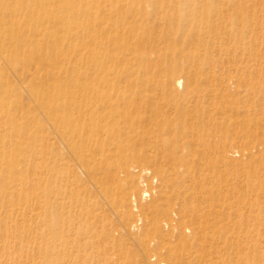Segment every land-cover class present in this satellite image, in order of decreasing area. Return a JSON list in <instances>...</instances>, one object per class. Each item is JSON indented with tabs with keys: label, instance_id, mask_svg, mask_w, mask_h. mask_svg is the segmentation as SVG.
I'll use <instances>...</instances> for the list:
<instances>
[{
	"label": "bare ground",
	"instance_id": "6f19581e",
	"mask_svg": "<svg viewBox=\"0 0 264 264\" xmlns=\"http://www.w3.org/2000/svg\"><path fill=\"white\" fill-rule=\"evenodd\" d=\"M91 1L90 8L82 6L74 11L75 21L67 1L60 9L56 0H0V95L8 96L24 81L35 78L33 69L46 70L54 80L57 79L55 70L61 52L54 35H48L51 31L58 29L60 34L62 31V40L69 43L91 38L98 47L89 49V56H100L104 60L93 65V71L98 76L103 75V79L85 87L79 81L65 86L54 84L50 88V103L58 101L59 104L37 108L35 104L30 113V117L47 118L52 122L50 129L43 132L40 128L44 138L52 140V134L58 138L55 149L60 151L57 164L62 174L59 171L56 185L49 187L48 195L53 192L61 199L57 220L61 225L58 238L62 255L75 260L79 250L98 248L99 242H94L95 239L103 240V236L109 239L116 232L121 241H135L144 253L150 244L159 243L165 251V260L156 264H262L260 258L247 260L251 249H257L258 245L255 247L257 242L252 241L251 233H242L237 208L264 209V186L262 183H245L241 176H237L240 178L236 183H230L222 176V168L236 161L235 154L245 152L224 146L221 112L207 105L214 103V99L234 97V103L239 107L235 106L232 112L238 123L246 122V119L241 122L240 116L253 112L262 115L256 123V135L264 141V27L258 25L256 29H247L248 17L240 22L243 28L239 20H234L248 13L264 15V1L248 6L245 0H191V6L182 10L177 6L179 0H144L141 9L138 1L131 0L130 11L124 14H119L123 0ZM36 10L40 12L36 13ZM140 14L146 19L144 24L139 23ZM62 16L73 26L80 25L79 19L87 23L83 25L84 33L73 32V26L69 24L61 25L58 21ZM118 17L133 31L143 26V31H151L147 26L152 20L154 27L160 28L161 35L170 42L187 30H191V39L203 40L206 57L200 53L193 57L167 56L168 60L172 58L177 62L162 73L168 78L162 87H190L194 83L204 88L205 93L197 98H194L195 94L161 98L156 94L127 97L114 92L125 84L120 81L118 69L129 62V58L127 55L113 57L104 49L101 52L105 44L100 40L116 24ZM178 22H184V26ZM37 29L41 32L46 29L48 36L38 39ZM222 29L227 31L229 38L211 36ZM79 48L77 45L65 46L62 56L76 60ZM210 51L216 53L215 58L211 57ZM201 58L209 61V68L203 69L201 64L197 70L186 73V82L182 81L181 66ZM128 71L125 74H129ZM78 72L74 66L72 75L78 77ZM143 84L152 86L148 81ZM78 86L88 94L62 101L64 92ZM35 87L31 89L29 85L32 91ZM20 108L12 97H0V123L5 119L10 124L9 128L0 126V135L9 133L8 147L11 142L20 143L18 155L25 150L21 146L24 143L21 129L29 127L28 120L22 116L9 118L7 110L22 114L16 111ZM7 152L6 148L0 149V158L8 165L5 178L9 180L22 160L18 156L7 158ZM138 163L153 166L162 177L163 186L175 188L171 203L152 204L150 213L155 214L163 207V215L152 218L153 233H141L142 238L141 218L127 223L123 219V228H120L116 220L106 215L108 211L105 213L94 187L96 184L106 190L98 178L108 173L136 190L139 186L135 175L136 170L139 171ZM177 169H182V173ZM10 186L13 185L0 181V194ZM253 191H257L258 196L253 201L247 200L248 193ZM128 207L132 208L129 204ZM135 209L137 211L136 206ZM262 221L264 227V218Z\"/></svg>",
	"mask_w": 264,
	"mask_h": 264
},
{
	"label": "rangeland",
	"instance_id": "374dc122",
	"mask_svg": "<svg viewBox=\"0 0 264 264\" xmlns=\"http://www.w3.org/2000/svg\"><path fill=\"white\" fill-rule=\"evenodd\" d=\"M56 1V5L60 9L64 7V2L67 1L69 12L71 14L73 13V15L77 8L82 6H88L90 8L93 5L91 0ZM123 1L124 4L121 6L122 8L119 14H124L127 10L130 11L131 0ZM136 1L140 4L141 9L144 0ZM258 1L260 0H253V2L245 0V5L252 6ZM179 2L177 6L182 8V10H186L191 6V0H179ZM38 12L40 11L36 10V13ZM74 16L76 21L77 15ZM241 16L234 18V20L237 22L239 20L238 23L240 24L245 17H248L249 27L247 29H256L258 25L264 27L263 14L261 16H255L254 14L248 13L247 15ZM138 19L140 20L139 23L144 24L146 22V19L141 14ZM58 22L61 25L69 24L73 26V23H70L71 21L63 16L60 17ZM148 22L150 25L147 27L151 31H143L145 26L138 31H133L129 24L124 25L122 23L121 17L115 18L116 24L100 40L105 44L100 50L101 52L104 49L113 57L118 58L127 55L129 58V62L121 65L118 69L120 72V81L123 80L125 84L121 89L114 92H118L127 97L156 94L161 98H167L169 96L177 98L184 96L190 97V94H195L194 98H197L198 95H203L205 89L200 88L198 84L194 83L190 87L183 85L181 88L174 86H172L174 89L163 88L162 85L165 86V81L168 78L162 73L169 70L177 62L176 60H172L176 55L193 57V55L200 53V55L206 57L207 51L202 49L206 45L204 41L191 39V30H187L176 36L174 40L171 39L173 42H170L161 35L162 31L160 28L154 27V21L150 20ZM79 23L80 25L73 26V32L84 33L83 25L85 26L87 23L82 22L81 19H79ZM177 24L182 27L184 26V22H178ZM240 25L242 26V24ZM44 30V32L38 29L36 30L35 34H37L38 39H45L44 37L48 31L46 29ZM57 31L48 33V35L50 33L54 35L55 43L61 52L59 65L55 70L57 79L54 80L46 70L40 68L33 69L36 77L24 81L23 87L21 86L23 90L20 89L21 87L18 89L17 86V90L8 93V96H5L4 93L0 95V97H12L21 106V110L17 109L16 111H21L22 114L7 110L9 113L8 117L14 118L22 116L24 120H28L29 125V127L21 129L22 140L24 141L21 146L25 150L19 155L18 150L20 148L18 147L20 143L18 144L17 141L11 142L8 147L9 133L4 136L0 135V149H7L6 157L14 158V156H18L22 160L21 165L14 170L11 179L8 180L5 178L8 165L0 158V181L7 185H13L0 194V264H156L157 261L165 260V251L159 246V243L156 244L153 242L150 244L149 250L144 253L141 248L139 249L137 247L138 244L135 241H121L119 234L116 232L112 238L108 239L103 236V240L99 238L95 239L94 242H99V249L79 250L77 259L75 260L69 258L70 256L64 257L62 255L58 238V228L61 225L57 220L58 206L61 203V199H58L53 192H50L51 194L49 193L48 195V190L56 185L57 179L55 178L60 171V167L57 164V160L60 158V151L55 149L57 146L55 140H58V138L53 134L50 137L52 140L44 138L43 132L51 128L52 122L47 118L42 120L41 117L40 119L30 117V113L33 111L32 108L35 104H37L35 108L45 104L56 107L59 104L58 101L52 104L50 103L52 92L50 88L54 84L65 86L79 81L78 83L85 87L91 86L94 82L103 79V75L98 76L93 71V65L104 62V60L100 56H89L88 50L96 46L98 47V44L91 40V38L76 39L69 43L66 40H62V31L61 34ZM211 36L217 37V39L229 38L227 31L224 29L215 31ZM188 40H191V42ZM69 45H77L81 48H79L80 54L76 60L71 59L69 56L67 58L62 56L65 46L68 47ZM83 49H87V51H83ZM210 54H212V58L216 57V53L210 51ZM167 56L172 58L168 60ZM197 61L181 66L184 75H182V81L186 82V73H190L195 69L197 70L201 64V68H209V61L207 63V60L205 61L204 58ZM1 62L4 61L2 60ZM74 66L79 71L78 77L72 75ZM126 70H129V74H125ZM66 73L68 74L66 75ZM147 81L152 86L143 84ZM132 84L134 85L133 87L131 86ZM29 85L31 89L36 86L35 90L32 91ZM125 85H129L130 87ZM79 94H88V91L79 86L74 87L68 92H64L61 99L63 101ZM36 97L37 99H35ZM233 99L234 97L225 96L224 99H214V103L207 105V107L211 109L217 108L221 112L220 122L222 123L224 146L232 150H238L240 153L245 152L238 156L235 154L234 159L236 161L223 167L221 174L230 183H236L237 179L240 178H237V176H241L245 183H250L251 185H259L262 183L264 186V141L259 140L256 135V123L263 117L253 112L240 116L239 120L242 122L246 119V122L243 124L238 123V119L234 115L235 112L232 111L235 106H239L238 103H234L235 99ZM31 103L32 105H30ZM233 116L234 118H232ZM7 123L9 122L4 119L0 123V126L9 128L10 124ZM33 126H36L37 129H32ZM40 128L43 132H41ZM138 167L139 171L136 170L135 175L139 186L136 190H131L127 184L113 178L108 173L98 178L105 185L106 190L96 184L94 187L98 192L97 194H99L97 196L101 200L105 213L108 211L106 215L116 220L120 228H123V219L127 223L133 220L139 221L138 219L141 218V237V233L143 235L146 231L153 233L152 218L156 215L160 217L163 215V207H160L161 205L155 214H151L150 209L152 208V204L158 203L165 205L171 203L170 200L175 193V188L164 187L162 177L153 166L138 163ZM177 172L182 173V169H177ZM60 173L62 174L61 171ZM0 192H2L1 189ZM133 195L135 198H133ZM257 196L258 192L253 191L248 193L246 199L253 201ZM128 204L129 206L131 205V209L128 207ZM135 206L137 207V211ZM237 212L240 225L243 227L242 233H251L253 235L252 239L255 241H252L257 242L254 243L255 247L260 244V248L257 246V249H251V252L248 254V257H250L247 260L260 258L263 261L262 264H264V248H262L264 246V227L262 225L264 209L258 207L252 209L242 206L237 208ZM186 233L189 234L187 230ZM100 236H102L101 232L98 234V237ZM86 243L87 241L84 242V244Z\"/></svg>",
	"mask_w": 264,
	"mask_h": 264
}]
</instances>
